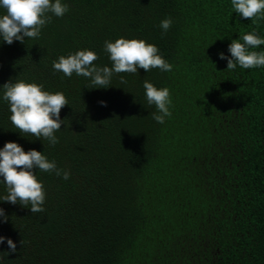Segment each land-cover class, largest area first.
<instances>
[{"label":"trees","instance_id":"1","mask_svg":"<svg viewBox=\"0 0 264 264\" xmlns=\"http://www.w3.org/2000/svg\"><path fill=\"white\" fill-rule=\"evenodd\" d=\"M61 2L69 11L49 13L38 38H0V86L22 79L68 100L51 146L12 125L0 87V148L15 142L70 172L33 169L44 212L0 201V264H264V67L219 58L242 34L264 39V19L240 17L231 0ZM120 37L154 44L172 70L114 73L105 89L52 67L83 49L111 67L104 42ZM145 80L169 89L163 124Z\"/></svg>","mask_w":264,"mask_h":264},{"label":"clouds","instance_id":"2","mask_svg":"<svg viewBox=\"0 0 264 264\" xmlns=\"http://www.w3.org/2000/svg\"><path fill=\"white\" fill-rule=\"evenodd\" d=\"M231 5L240 17L251 20L254 24L264 19V0H231ZM0 9L5 10V14L0 15V38L9 45L14 40L24 43L25 37L38 38L41 29L51 22L52 16L49 13L63 17L69 11L68 5L61 0H0ZM171 25V18L161 20L162 34L167 33ZM261 45H264V39L253 30L242 34L240 39L231 41L228 45L231 58L223 53L219 54V58L227 60L228 70H235L237 65L243 69L264 67V51L250 50ZM104 50L111 61V67L96 66L94 62L98 56L88 49L77 50L67 56L61 55L52 61V67L69 78L73 73L89 78L93 88L105 89L109 87L114 73L137 74V69L148 72L154 68L168 72L173 67L159 55L157 46L144 40L120 37L114 42L105 41ZM121 83L126 81L121 78ZM0 87L3 88V99L9 105V120L12 125L20 133L36 139L43 138L51 146H55L58 143L55 133L61 129L63 122L60 112L68 105L65 95L59 91H45L43 85L27 83L22 79L15 82L9 80ZM143 87L148 105H155L157 109L152 114L153 120L163 124L165 117L171 115L168 107L171 103L169 89H158L147 80L143 82ZM33 169L55 173L64 180L70 178V172L57 168L55 162L49 161L42 152L34 149L25 152L19 144L6 142L0 148V183L5 185L7 195L0 197V201L19 203L30 208L32 213L44 212V186ZM0 217L7 220L2 208ZM4 240L5 237L0 236V243ZM7 244L11 252L16 251V245L11 239L7 240Z\"/></svg>","mask_w":264,"mask_h":264}]
</instances>
